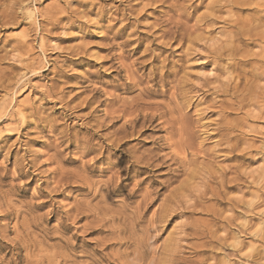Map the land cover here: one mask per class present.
I'll list each match as a JSON object with an SVG mask.
<instances>
[{
    "label": "rangeland",
    "instance_id": "1",
    "mask_svg": "<svg viewBox=\"0 0 264 264\" xmlns=\"http://www.w3.org/2000/svg\"><path fill=\"white\" fill-rule=\"evenodd\" d=\"M0 264H264V0H0Z\"/></svg>",
    "mask_w": 264,
    "mask_h": 264
},
{
    "label": "bare ground",
    "instance_id": "2",
    "mask_svg": "<svg viewBox=\"0 0 264 264\" xmlns=\"http://www.w3.org/2000/svg\"><path fill=\"white\" fill-rule=\"evenodd\" d=\"M131 121H132V120H131ZM135 121H136V120H135ZM135 121H134V122H135ZM132 124H133V123H132ZM59 255H60V254H59ZM37 261H38V260H37ZM52 261H53V260H52Z\"/></svg>",
    "mask_w": 264,
    "mask_h": 264
}]
</instances>
